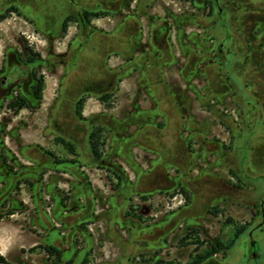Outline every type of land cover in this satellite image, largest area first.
Masks as SVG:
<instances>
[{"label":"rangeland","instance_id":"374dc122","mask_svg":"<svg viewBox=\"0 0 264 264\" xmlns=\"http://www.w3.org/2000/svg\"><path fill=\"white\" fill-rule=\"evenodd\" d=\"M186 1L154 3L158 24L173 29L146 55L133 53V37L149 23L124 21L121 0H33L27 11L38 17L52 20L59 5L75 6L68 15L76 19L86 10L105 17L80 33L71 23L65 36L52 21L36 22L47 34L24 25L32 43L6 23L0 77L13 52L23 76L0 99V246L7 264H199L223 255L222 264H252L247 232L261 222L253 237L264 264V0H220L226 16L214 25ZM15 39L40 58L25 66L28 53H17ZM219 43L220 68L209 64ZM115 70L125 73L117 87ZM33 76L44 82L40 104ZM187 85L189 108L178 113L170 93ZM105 92L114 94L112 108L98 109L92 101ZM18 96L32 108L10 111ZM81 96L91 98L84 119L75 114ZM218 240L235 246L204 258ZM48 246L61 251L60 262Z\"/></svg>","mask_w":264,"mask_h":264},{"label":"flooded vegetation","instance_id":"af4514ba","mask_svg":"<svg viewBox=\"0 0 264 264\" xmlns=\"http://www.w3.org/2000/svg\"><path fill=\"white\" fill-rule=\"evenodd\" d=\"M12 0H4L1 7L5 4H7L8 6H6V8H3L4 12L6 13L8 9L10 8H15L13 7L11 4ZM145 1V4H143V12L141 11L140 15L138 13V10L140 8V6L142 5V0H121L122 4L120 6V9L122 10V12H124V17L123 20H129L131 21V23H140L142 21H146L149 23V27L147 29V31H143L141 30L143 28V26H139V29H137V38L134 35L133 37V51L135 50H139L140 53L142 55H146L149 53H152L154 48H161L163 46V44L165 43V39H167L169 37V35L171 34L172 31V27L165 22L163 25H159L158 22H160L158 16H155L153 10V6L154 3L158 0H143V2ZM188 5L192 6H198V7H202V12L204 13V16H201V18L206 17L209 20L211 19V24L214 25V23H223L224 21V17L226 16V10L220 6V0H187L186 1ZM134 3V5L132 6V4ZM73 7V6H72ZM118 11V10H117ZM195 12V10L193 9H189V13ZM2 13V14H3ZM192 16V14H190ZM77 16L78 19L82 21V16L80 11L77 12ZM254 39L257 38V34H252ZM136 39V41L134 40ZM213 42V41H212ZM156 46V47H155ZM256 48V47H255ZM253 48V49H255ZM262 48V44H260L259 49ZM13 52V50H10ZM192 51V50H190ZM11 52V53H12ZM210 53H212V61L209 63L211 65L215 64L217 62L219 68L220 66H224L225 65V59H224V49H223V43H219L215 49V51L212 52V50L209 51ZM17 53L22 54V53H28L27 49H26V45L23 44L22 50L18 51ZM225 53L229 54L230 53V49H226ZM24 54V55H25ZM191 53L188 54V56H190ZM13 55V59L12 56L9 55L8 58V68L6 70H4L3 73H1V77H0V99L10 95V93L12 92V88L14 87L12 82L13 81H18L21 80V78L23 77L21 73L17 72L18 69V65L17 62H19L18 60V56L15 52L12 53ZM5 56V54H4ZM16 56V58H15ZM29 56V54H28ZM4 58V57H3ZM26 62H28V58L26 59ZM28 64H30L29 62L26 63L25 66H27ZM193 64V63H192ZM198 67L200 69H202L203 65H198ZM21 69V68H19ZM24 69V68H23ZM0 71H2V68H0ZM161 84V81L160 83ZM163 87V84H161ZM163 89H165L163 87ZM184 92L182 94H178L177 89L172 87L171 90V95L173 94L174 98V105L175 108L178 109V113L180 112L179 110H184L187 106H189L188 102L190 101V95L192 92V88L191 85H187V87H185V89L183 90ZM166 92V91H165ZM198 96V95H196ZM199 99H202L200 97H198ZM157 106V105H156ZM189 108V107H187ZM192 115L191 113L187 114L186 116H184V118L187 119H192ZM180 119H182L180 117ZM184 125H187V122L184 123ZM182 126V125H181ZM247 150L244 149L243 150V154L241 157V161L239 164V169L238 172H243V166L242 163L246 160V156H245V152ZM238 177V176H237ZM261 179H264V175L261 176ZM220 201V199H219ZM220 203V202H219ZM260 216L264 222V208H263V203L261 204V210H260ZM262 223V222H261ZM259 223L258 225H256L254 228H251L250 230H248L247 232V236L249 238V249L247 251L246 254V258L247 261L252 264H261L262 262V258L261 256H259V243L258 241L253 237L255 232L258 231H262V224ZM252 236V238L254 240L257 241L258 243V249L256 250L255 253L252 252L251 248H250V237ZM235 244H230V246H222V244L220 243V240H218V243L216 244V248H217V254H214V257H217L218 255H220L221 251H229L231 250L232 247H234ZM226 255L222 256V258L220 259H211L208 261H201L199 264H222V261L225 259Z\"/></svg>","mask_w":264,"mask_h":264},{"label":"trees","instance_id":"16d2710c","mask_svg":"<svg viewBox=\"0 0 264 264\" xmlns=\"http://www.w3.org/2000/svg\"><path fill=\"white\" fill-rule=\"evenodd\" d=\"M11 13H16L17 15H20L16 8H10L7 10L6 13L0 14V22L3 21L4 19H6ZM103 17H105V15H101V14H98L95 12H88L87 10L84 11L82 14V21L76 19V17L73 15H67L65 17L63 23H62V26H61V34H62V36H65L67 34L68 26L70 23H76V24L79 23L80 31L78 33H80L86 28V26H91V24H90L91 20L99 19V18H103ZM26 49H27L28 54H29L28 62L30 64L34 63V61L37 58H40V55L37 53H34L27 45H26ZM135 52L136 51L134 50L133 53H135ZM114 73H115V77H117V83H116V87H117L119 85V83H121L123 81V77H124L125 73L123 72V70H115ZM33 79L36 82V84L32 86L34 100L40 104L42 99H43L42 98V92L44 89V82L41 78L36 79L35 76H33ZM113 97H114L113 92H105V93H101L97 97V100H99L107 109H110V108H112ZM87 98H89V97L88 96H81L75 102V114H76V117L78 119H84L82 113H83V107H84V104H85ZM7 108L14 113H18L22 109H31L32 106L30 105L29 102H27V100L25 98L18 96L16 99L10 101L7 104ZM57 126H59V124H56V127ZM94 139H95V135L91 134L90 135V149H91V152L94 155V157H99L98 144H97V141ZM58 141L60 143H62L63 145L67 146L71 151H74L73 145L70 142H66L63 138H58ZM240 233H241L240 230L236 233V235H235L236 240L239 239ZM46 250H47L49 255H55L58 259V262L61 261V254H62L61 251L57 250L53 246L46 247ZM217 251L218 250H217L216 246H213V251L207 252V254L204 256V258H208V257L216 254ZM0 263L7 264L8 262L3 256L0 255Z\"/></svg>","mask_w":264,"mask_h":264},{"label":"crops","instance_id":"0c3cea01","mask_svg":"<svg viewBox=\"0 0 264 264\" xmlns=\"http://www.w3.org/2000/svg\"><path fill=\"white\" fill-rule=\"evenodd\" d=\"M33 3V0H12L11 4L13 7H15L20 15H17L16 13H11L6 19H4L3 21L0 22V41H2L5 44V39L4 36L1 35V33L4 34V31L6 30V28H8L7 24L9 21L14 22V25L17 26L19 29L22 30L21 35H25V39H29V43H32V41H30V36H26L28 29L25 26H28L29 24L33 26V24L35 25L36 29H37V34H41V33H48V30H42L40 29L37 25L36 22L42 20L44 21L46 24H49L51 21L54 22L55 24L59 25V30L61 31V26L62 23L65 19V17L68 15L69 11L75 9L72 7V5L70 7H63L62 5H59L57 8V15L53 17V19L51 20V18L48 15L43 14L41 17H38L37 14H32V13H28L27 11V7L30 6ZM6 6H8L7 4L3 5L0 9V14H2L4 11L3 8H6ZM96 20H102V18L96 19ZM19 21L23 22V23H19ZM71 24V23H70ZM25 25V26H24ZM74 36H76V33L74 34ZM259 37V35H258ZM23 44H25V42H23V40H19V39H15V45L18 48V51L22 50ZM4 50H2L3 52ZM3 55V53H2ZM91 101V98H87L85 104ZM92 102H96L99 104L100 108L98 109H104V105L97 99H95ZM84 104V106H85ZM24 110V109H22ZM101 112V111H100ZM11 226V225H10ZM12 227V226H11ZM14 230L16 231H21L26 233L25 231L21 230L20 228H18L17 226H13L12 227ZM28 234V233H26ZM30 235V234H29ZM32 236V235H30ZM33 245V244H32ZM0 255L3 256L5 259H8L2 252L1 250V246H0Z\"/></svg>","mask_w":264,"mask_h":264},{"label":"water","instance_id":"95a60500","mask_svg":"<svg viewBox=\"0 0 264 264\" xmlns=\"http://www.w3.org/2000/svg\"><path fill=\"white\" fill-rule=\"evenodd\" d=\"M250 248H251V250H252L253 253H255L256 250L258 249V243H257L256 240H254L252 238V236L250 237Z\"/></svg>","mask_w":264,"mask_h":264}]
</instances>
